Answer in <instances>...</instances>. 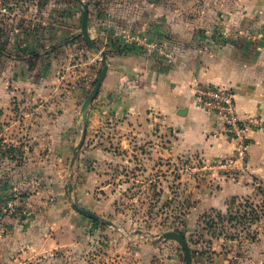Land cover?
<instances>
[{
    "label": "rangeland",
    "instance_id": "rangeland-1",
    "mask_svg": "<svg viewBox=\"0 0 264 264\" xmlns=\"http://www.w3.org/2000/svg\"><path fill=\"white\" fill-rule=\"evenodd\" d=\"M154 2L177 13L202 0ZM150 3L0 0V217L26 220L47 248L31 264H185L187 253L201 264H264V171L251 175L236 149L221 162L172 156L169 132L119 124L93 101L83 114L98 76L77 70L94 54L97 65L102 46L57 27L80 30L83 5L91 24L110 10L133 23ZM232 160L241 167H226Z\"/></svg>",
    "mask_w": 264,
    "mask_h": 264
},
{
    "label": "crops",
    "instance_id": "crops-1",
    "mask_svg": "<svg viewBox=\"0 0 264 264\" xmlns=\"http://www.w3.org/2000/svg\"><path fill=\"white\" fill-rule=\"evenodd\" d=\"M150 4L142 5L133 23L127 15L116 23L110 10L101 14V19L93 16L96 22L91 24L88 10L87 32L92 42L96 39L105 46L108 38L117 36L145 50L109 53L106 60L102 58L106 73L93 100L94 110L108 111L121 120L119 124H133L138 130L142 125L169 132L168 152L172 156L198 153L208 162H221L233 157L235 142L218 131L214 116L198 105L197 96L208 88H230L237 114L259 122V127L247 134L249 147L242 165L251 175L262 174L264 0H202L198 9L188 7L177 13L174 8L160 10L154 0ZM57 28L74 31L76 38L70 40L77 42L80 36L85 43L81 25L80 30ZM148 34L154 39L151 47L137 41ZM63 43L66 41L58 45ZM95 56L77 71L88 73L91 79L99 76L101 56L97 65ZM80 86L72 93L76 106L82 101ZM148 139L158 142L157 136ZM239 164L232 160L225 166ZM0 223L8 224L0 238V264H31L46 253L47 248H41L39 237L30 231L26 220L3 217Z\"/></svg>",
    "mask_w": 264,
    "mask_h": 264
},
{
    "label": "built area",
    "instance_id": "built-area-1",
    "mask_svg": "<svg viewBox=\"0 0 264 264\" xmlns=\"http://www.w3.org/2000/svg\"><path fill=\"white\" fill-rule=\"evenodd\" d=\"M142 43L151 47L146 38ZM198 105L211 113L217 123L218 131L232 142H235L237 160L244 161L248 152L247 134L259 127L255 118H241L236 112L234 92L230 88H208L199 92ZM14 209L9 214H13Z\"/></svg>",
    "mask_w": 264,
    "mask_h": 264
},
{
    "label": "water",
    "instance_id": "water-1",
    "mask_svg": "<svg viewBox=\"0 0 264 264\" xmlns=\"http://www.w3.org/2000/svg\"><path fill=\"white\" fill-rule=\"evenodd\" d=\"M79 3L81 2V0H77ZM87 23H88V9L86 6L83 5V13H82V20H81V35L83 36L85 43L89 46L92 47V41L89 38L88 32H87ZM100 64H101V70L97 79V82L95 84V87L93 89V91L90 93L88 99L86 100V105L83 109V114H85L86 112V107L90 104V102L93 101L94 97L97 95L99 88L101 86V83L104 79L105 73H106V64L105 61L103 59L100 60ZM169 237L176 239L178 242H180L181 244H184V240L182 238L181 235L177 234V233H169L168 234ZM185 250L187 251V248H185ZM191 257L190 255L187 253L186 254V262L185 264H191Z\"/></svg>",
    "mask_w": 264,
    "mask_h": 264
},
{
    "label": "trees",
    "instance_id": "trees-1",
    "mask_svg": "<svg viewBox=\"0 0 264 264\" xmlns=\"http://www.w3.org/2000/svg\"><path fill=\"white\" fill-rule=\"evenodd\" d=\"M81 17H82V10H80V25H81ZM147 43L154 42V39L151 38V35L148 34L146 38ZM93 44L96 45L95 42ZM102 48H100L98 45H96V48L98 49L99 52H101V56L104 60H106V57L109 53H117L119 55L127 54L131 51H141L142 53L145 52V50L138 46L135 42H127L125 39L122 37H110L107 40V43L105 46H107L109 49L107 50L104 48V45H101ZM99 75V73L97 74Z\"/></svg>",
    "mask_w": 264,
    "mask_h": 264
}]
</instances>
